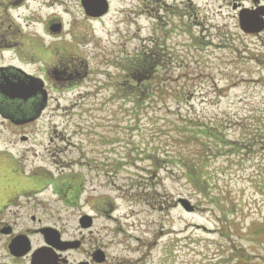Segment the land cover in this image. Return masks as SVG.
<instances>
[{"label":"rangeland","instance_id":"1","mask_svg":"<svg viewBox=\"0 0 264 264\" xmlns=\"http://www.w3.org/2000/svg\"><path fill=\"white\" fill-rule=\"evenodd\" d=\"M55 1L68 13H61L67 29L73 15L80 22L72 0ZM110 1L101 21L75 24L77 42L67 41L65 57L74 62L67 73L79 70L75 89L52 90L41 120L20 135H0V144L10 146L7 154L0 148V199L15 198L26 183L22 170L2 168L17 155L59 179L65 199L77 203L81 186L74 175H54L71 171L81 174L84 195L100 199L106 209L103 197L112 202L107 221L99 219L92 228L107 264H229L239 255L260 264L264 144L253 125L264 127V33L244 35L232 6L258 10L264 0ZM52 42L42 41L48 58L59 50L52 52ZM149 51L163 52L166 67L154 69L146 81L151 92L133 101L137 78L128 75L125 62ZM29 63L27 70L46 69ZM206 125L221 128L217 135L225 149L207 169L201 167L209 177L199 182V174L187 179L185 170L210 143L200 131ZM22 135L26 144L20 143ZM247 135L256 141L244 144ZM20 145L29 148L21 151ZM15 146L21 149L16 154ZM180 198L194 211H183ZM42 214L57 227L67 219L60 206ZM7 218L16 215L6 213L0 221ZM1 245L2 240L0 252ZM90 248L70 256L85 260Z\"/></svg>","mask_w":264,"mask_h":264},{"label":"flooded vegetation","instance_id":"2","mask_svg":"<svg viewBox=\"0 0 264 264\" xmlns=\"http://www.w3.org/2000/svg\"><path fill=\"white\" fill-rule=\"evenodd\" d=\"M28 1L0 0V69H9L0 74V81L5 77L21 78L19 74H12L14 71L31 74L24 69L29 67V62H39L42 64L46 63V61L51 62L50 64L54 66L52 71L55 74L60 73L62 64L59 58L63 62L67 61L68 58L65 56L68 55L66 52L69 53L70 49L66 42L62 46H59V50L56 51L55 49L60 45L58 42L61 39H66V37L68 39H77L73 37L76 28L75 24L77 25L83 20L86 22H98L104 18L86 16L81 6V0H72L75 4L73 11L79 13L80 22L77 23L78 19H76V15L69 12V15H73V22H70L71 24L68 23L69 29H67L61 13L63 16L68 15V13L60 1L52 0L48 5H45V0H34L32 1V7H27ZM107 1L110 10L111 1ZM53 9H57L58 11L53 12ZM45 10H47V15H45ZM13 11L15 12V16L12 14ZM151 12L152 10L149 13ZM54 25H57L60 30L58 33H51L50 35L51 38H54L52 39L51 46L56 52L51 58H48L42 48V38L45 36V33H49L50 28ZM56 38L58 40H55ZM61 50L63 51L59 52ZM31 75L38 76L33 73ZM42 105V98L38 93L26 100H22L19 97L12 99V97L7 96L0 89V135H18L25 132L29 126L28 121L33 118L34 114L37 112V116H40L43 110ZM9 164L11 163H8L7 167L11 171ZM7 167L2 168L8 170ZM41 189L42 187L37 180H33L31 183H25L22 186L21 194L15 198L0 199V218L6 213H8V217L9 214L16 215L14 220L7 218L6 221H0V240H2L0 264H30L33 254L42 251L50 254L49 259L52 260L51 264H70L68 255L71 252L81 250L85 245H88V248L91 245L93 250L90 248L86 253V259L76 264H95L93 262V253L102 251L101 244H97L92 234V228L96 224V220L92 217L88 222L90 227L84 228V223L81 220V217L84 215L81 214L73 222L75 230L72 232H69V228H60L49 224L41 215L43 212L40 198L41 193H39ZM54 192L55 194H60L61 197L60 186H56ZM64 201L71 204L69 202L71 201L70 198ZM68 204L65 205L71 206ZM94 212L96 218L101 217L102 214L108 217L106 216L107 213L103 210L96 208ZM45 228L57 231L59 233V240L65 244L61 245L58 241L56 242L49 236H45L44 232L42 234L41 231ZM3 231L6 233H3ZM45 233L50 234V232ZM18 236H25L29 239L28 243L24 239H21L22 250L27 246L30 248V253L24 257L14 256L8 249L10 243ZM13 253L18 254L15 251Z\"/></svg>","mask_w":264,"mask_h":264},{"label":"trees","instance_id":"3","mask_svg":"<svg viewBox=\"0 0 264 264\" xmlns=\"http://www.w3.org/2000/svg\"><path fill=\"white\" fill-rule=\"evenodd\" d=\"M66 52V51H64ZM68 55L69 53L66 52ZM128 64L127 71H129V75L134 77L133 79H136L137 85L133 88V90H130V95L132 96L133 101H138L141 99L144 94H147L150 91V84H148L146 81L152 80V75L155 70H159V68L166 67V58L162 55L155 54L153 51L149 52H137L135 55L131 56L129 60L125 62ZM130 67V68H129ZM139 82L141 84H139ZM148 84V85H147ZM137 86V87H136ZM140 92V93H139ZM139 93V96H138ZM255 127V130H258V133H261V138L259 141H264V127L261 129L259 127H256V125H253ZM195 129V128H194ZM246 129H249L248 131L251 132V126H246ZM201 133H203L204 137L207 138L210 143L204 145V149H200L199 157L195 156L197 159L194 161V163L187 166L185 172H186V178L191 176V172H195L199 174L200 180L207 179L209 177V174L202 173L201 167H205L207 169L208 162L210 160H214L218 155H221L225 147L222 145L224 143V138H220L217 134L221 133V128L218 125H206L200 127ZM254 133H257L254 131ZM254 135V134H253ZM255 136V135H254ZM222 137H225V135L222 134ZM247 139L252 138L250 136H247ZM253 141V140H252ZM246 145L249 143L247 140L244 142ZM246 145H242V147H245ZM257 145L258 144L257 142ZM236 145H233L232 150H238L235 148ZM240 147V146H239ZM231 149V146L229 147ZM206 150V152H205ZM161 161V160H158ZM170 163V162H169ZM198 163V164H197ZM187 178V179H188ZM192 184H194V181H191ZM258 237L263 238L264 232L261 230L257 233ZM261 247L264 249V243H260ZM260 264H264V255L260 256ZM251 260V257L249 255H239L236 258V261L230 264H248L247 261Z\"/></svg>","mask_w":264,"mask_h":264},{"label":"water","instance_id":"4","mask_svg":"<svg viewBox=\"0 0 264 264\" xmlns=\"http://www.w3.org/2000/svg\"><path fill=\"white\" fill-rule=\"evenodd\" d=\"M82 7L87 15L93 17H101L107 12V4L104 0H82ZM263 17L264 9H258L255 11H240L238 14L240 30L245 34L260 33L264 30V21L262 20ZM16 90L18 89H15V92H17ZM178 202L186 212L193 211V208L190 206L188 201L180 199ZM52 239H55V237L53 236ZM101 261L102 260H100V262Z\"/></svg>","mask_w":264,"mask_h":264}]
</instances>
